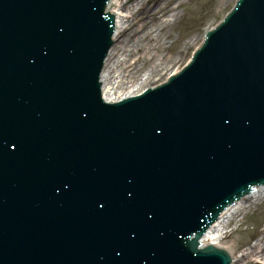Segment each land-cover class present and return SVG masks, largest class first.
<instances>
[{
    "label": "water",
    "instance_id": "obj_1",
    "mask_svg": "<svg viewBox=\"0 0 264 264\" xmlns=\"http://www.w3.org/2000/svg\"><path fill=\"white\" fill-rule=\"evenodd\" d=\"M80 4L81 1L72 11L73 24L66 23L63 29L58 23L41 26L42 16L47 18L46 13L50 11L47 10L45 13V9L50 6L48 1L34 0L33 5L42 12L41 16L28 10L22 2L0 0V12L6 5L13 9L3 14L6 21L17 18L12 16L14 10L20 15H26V19L30 21L26 27L14 32L0 25V39L5 42L4 49L13 55H20L22 59H27L33 66L47 62L40 61V56L35 50L30 51L36 41L40 43L41 48L51 54L67 51L68 53L57 55L61 59H68L78 51L85 52L87 59L89 55L87 51L94 43L96 29L102 22L96 20L94 23L90 10L82 9ZM108 11L115 16L116 30V14L113 9ZM251 13L252 11L247 12L244 18ZM247 27H249L248 18L245 22H238L236 33L244 32ZM82 30L93 31L92 41L90 40L93 43L85 42V44L82 39H78V33ZM253 31H255L254 26L245 31V37L249 36L252 39L243 51L236 49L224 62L219 60L218 55L215 56V75L211 76L221 84L220 90L223 88L227 90L228 96L234 103L217 117L221 119L219 122L223 131L240 134L234 141L233 149L243 154L241 160L245 165L237 178L245 175L246 172L253 173L256 170H261L257 172V176H264V154H261L264 152V63H262L264 55L259 57L264 54V46L255 51L259 43ZM259 35L264 43V30ZM221 41V38L216 39L215 45ZM253 41H256V44L251 47L250 43ZM69 66H73L72 60ZM209 77L208 74L200 75L196 79V84L208 82ZM75 94L81 111H88V100L84 90L79 89ZM86 95L92 96V93L88 91ZM135 96L137 93L132 95ZM128 98L130 97L127 95L121 99ZM108 102L113 103V101ZM150 106L153 105L147 104L146 107ZM204 107L207 111L211 109V104H204ZM204 107L201 106V109L204 110ZM46 111L42 110V114L45 115ZM211 111L214 113L213 116L205 118V122L199 121L205 113L197 111L199 120L191 124L190 130L214 127L215 112ZM8 113L11 111L6 110V115ZM139 117L141 116H133L130 118V123L134 124ZM5 118L6 116L3 119ZM85 119L88 120L90 117ZM107 121L111 123L114 120L107 119ZM146 122V117L139 120L142 125ZM14 123L8 122L11 128L7 133L11 131ZM89 126L88 123H83L79 131L66 129L65 135L68 139L63 142L62 148L97 144L103 150V155L108 157L107 161L113 164L102 173L97 171L100 166H93V162L77 167L87 159L82 158L77 161L75 156L80 155L67 154L64 150L60 151L58 156L67 158L69 163L67 161L60 163V158H57L54 163L58 164H47L50 158L54 159L58 153V149L54 147L44 149L42 154L25 152L18 156H16L18 153H15L16 149L6 147V150H10V153H7L0 148V208L3 209L0 211L2 213L0 214V264H137L138 250L128 251L126 248L129 242L136 239L139 230L133 218H141L140 210L146 213L148 205L158 210L159 204L163 203L167 196L173 193L181 195V192H184L182 182L172 175L169 177L173 179L172 182L166 185L159 184L155 190H151L148 184L133 177L131 167L140 166L143 170H153L152 158L148 152L128 151L120 135L124 130L119 133L117 124L105 125L104 129L100 123H97L95 127L99 131L91 130ZM149 127L157 131L156 125L151 124ZM233 127H237L241 132L236 133ZM209 129L213 128L206 130ZM34 130L32 128L31 131ZM3 131L1 129L0 134ZM154 135V133L147 134L148 137ZM203 151L201 150V154L207 155ZM228 152L231 150L226 151ZM224 154L225 150L216 154L212 164L215 166V173L211 177L210 184L213 188L204 192V197L207 198L210 194V199L215 201L226 195L228 189L234 187L236 182H242L241 179L228 180L227 177L230 174L227 166L238 168L240 158L227 165L218 164L224 158ZM41 160L46 163L38 176L42 182L35 183L36 181H33L35 178L29 169L38 166ZM101 160H103L102 156L98 161ZM5 176L13 177V180L6 184L2 180ZM200 192L201 190H198V193ZM184 199L193 201L197 198L185 195ZM136 204L138 206L135 208ZM165 209L168 210V206ZM171 210L166 213V218L163 217L164 220H160V215H157L156 220L161 221L163 225V228L158 227V231L167 230V235L175 237L176 232L170 230L176 228L177 211L183 209L177 207ZM147 211L149 212V209ZM144 219H148V216L146 215ZM116 224L118 228H115ZM143 233L146 235L144 230ZM183 239L168 241L165 244L169 252L163 258L167 257L170 263L164 264H175L174 260L177 264H203L202 258L192 257L196 250V246L190 243L193 239L186 238L185 244H182ZM151 242L156 246L160 245L157 240ZM179 244L184 252L188 251V255L187 258L179 257L177 261L174 259V253L180 252L177 248ZM216 246L224 248L230 254L225 245ZM150 251L152 247L143 248L144 254Z\"/></svg>",
    "mask_w": 264,
    "mask_h": 264
},
{
    "label": "bare ground",
    "instance_id": "obj_2",
    "mask_svg": "<svg viewBox=\"0 0 264 264\" xmlns=\"http://www.w3.org/2000/svg\"><path fill=\"white\" fill-rule=\"evenodd\" d=\"M175 1L179 0H132L131 3L127 0H110L108 9L114 10L117 27L114 34L116 44L109 53L101 77L102 92L107 101H117L127 95L132 98L135 93L139 95L147 87L166 80L169 74L176 70L177 65L182 63V57L178 56L163 67L166 56L159 54L161 49L171 47L173 42H168L170 32L177 28L178 22L184 17L179 9L185 1L180 0L176 6L173 5ZM219 1L221 5L224 2L227 5L231 3L230 0ZM210 27L208 26L206 31ZM194 42L196 41L191 40L189 45L192 46ZM139 54L142 56L138 57ZM141 62H151L150 68L142 72ZM262 197L264 200V187L257 188L252 195L223 212L215 226L207 233L203 245H222L220 242L227 233L226 226L235 214ZM225 246L228 247L234 264L260 262L261 254L264 253V231L258 243L241 257L235 254L231 245Z\"/></svg>",
    "mask_w": 264,
    "mask_h": 264
},
{
    "label": "rangeland",
    "instance_id": "obj_3",
    "mask_svg": "<svg viewBox=\"0 0 264 264\" xmlns=\"http://www.w3.org/2000/svg\"><path fill=\"white\" fill-rule=\"evenodd\" d=\"M126 1V0H125ZM129 3L132 0H127ZM180 1V0H179ZM179 1H175L173 5H177ZM185 4L179 9L180 14L184 17L177 24V28L171 30L168 42L171 47L161 49L160 55L164 54L166 58L164 66L172 59L178 56L182 57V63H185L191 56V53L201 44L206 28L210 24L219 23L225 14L233 6L235 0H230L228 5L224 2L221 5L219 0H183ZM191 40L197 41L194 45H189ZM189 45V46H188ZM141 53V52H140ZM158 53V51H157ZM138 57L142 54L137 55ZM155 61V60H154ZM152 62V61H151ZM151 62H141V71H147ZM175 62V60H174ZM162 67L159 68L161 73ZM159 81V80H157ZM237 221H239L237 223ZM227 233L225 234L222 245H231L235 252L241 257L245 252L257 244L264 231V200L263 197L257 202L246 205L235 214L233 220L227 224ZM260 259L264 264V253ZM259 264L254 261L247 264Z\"/></svg>",
    "mask_w": 264,
    "mask_h": 264
}]
</instances>
